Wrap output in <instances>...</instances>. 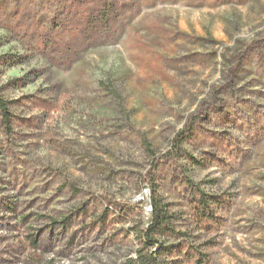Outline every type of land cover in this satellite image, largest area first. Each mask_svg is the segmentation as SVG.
Returning <instances> with one entry per match:
<instances>
[{
	"label": "rangeland",
	"instance_id": "rangeland-1",
	"mask_svg": "<svg viewBox=\"0 0 264 264\" xmlns=\"http://www.w3.org/2000/svg\"><path fill=\"white\" fill-rule=\"evenodd\" d=\"M0 101V264L136 259L151 188L173 264H264V0H4Z\"/></svg>",
	"mask_w": 264,
	"mask_h": 264
},
{
	"label": "trees",
	"instance_id": "trees-1",
	"mask_svg": "<svg viewBox=\"0 0 264 264\" xmlns=\"http://www.w3.org/2000/svg\"><path fill=\"white\" fill-rule=\"evenodd\" d=\"M4 0H0V3ZM0 110L2 117L6 124H9V113L5 108V104L0 101ZM191 130V129H190ZM181 139L178 137L175 139L176 148L182 144L188 137L181 133ZM178 153V152H177ZM179 156V153L177 154ZM151 220L146 229L140 233L139 249L136 251L137 258L130 259L126 264H173V260L170 258L179 251V245H166L160 241V237L163 236H177L174 229L171 228V216L166 211L165 207L161 204L160 199L156 195L154 188H151ZM200 198L193 200L192 205L195 209L196 217L200 223H214L215 216L210 209V200H214V197H205L201 191ZM178 250V251H177ZM199 264V260L196 261Z\"/></svg>",
	"mask_w": 264,
	"mask_h": 264
}]
</instances>
